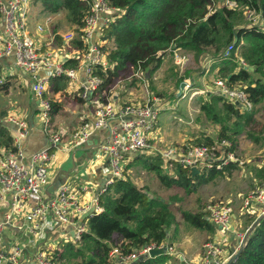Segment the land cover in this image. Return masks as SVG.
I'll list each match as a JSON object with an SVG mask.
<instances>
[{
  "label": "trees",
  "instance_id": "obj_1",
  "mask_svg": "<svg viewBox=\"0 0 264 264\" xmlns=\"http://www.w3.org/2000/svg\"><path fill=\"white\" fill-rule=\"evenodd\" d=\"M32 1L40 3L48 13H65L67 23L78 36V41L71 45L82 49L79 36L89 11L88 3L80 0ZM106 1L115 13L113 19L97 32L99 40L105 43L102 49L109 63L107 68L98 69L97 73L102 79L98 90L103 94L100 98L102 103L107 101L115 81L125 78L126 74L141 72L151 77L161 66L164 54L170 49L194 53L196 58H203L205 55L202 50L215 56L232 44L234 50L229 59L217 63L218 76L226 80L230 87L237 85L243 88L251 106L244 109L216 93L207 96L209 101L203 103L201 111L210 122L219 127L220 136L230 142L229 151L236 154L239 123L250 125L252 114H249V110L264 101V31L259 26H243V12L217 6L219 0ZM233 1L264 17V0ZM64 79L52 78L50 82L55 84L57 90L58 85L54 81L64 82ZM7 89L8 84L4 79L0 90L6 92ZM54 108L56 107L53 105L52 115ZM213 142L206 137L196 144L205 146ZM254 142L258 141L255 139ZM0 144L14 151L12 138L2 126ZM233 164L230 163L222 170L202 169L194 173L178 163L164 162L151 149L128 155L123 178L107 186L105 192L98 197L103 213L87 218V232L77 243L88 252V255L76 252L81 258V264H108L109 252L115 247H120L124 253H131L150 244L160 245L167 240L170 231H178L181 222L177 221L170 210V204L149 196L146 188H138L125 173L128 167L139 166L141 170L154 176L161 187L183 190L187 195H192L198 186L223 175ZM164 166L169 167L172 175ZM179 214L187 226L197 230H213L205 213L180 209ZM252 218L250 222L253 223L255 217ZM176 234H173L174 238ZM63 257L59 253L53 255L56 264ZM165 260V255H159L143 258L135 264H163ZM231 264H264V215L249 231L240 252Z\"/></svg>",
  "mask_w": 264,
  "mask_h": 264
},
{
  "label": "built area",
  "instance_id": "obj_2",
  "mask_svg": "<svg viewBox=\"0 0 264 264\" xmlns=\"http://www.w3.org/2000/svg\"><path fill=\"white\" fill-rule=\"evenodd\" d=\"M89 5V11L84 19L80 40L82 50L78 66L69 68L58 59L57 50L41 49L30 34L27 20V7L32 0H0V62L13 57L16 69L29 76L31 91L40 109V119L45 135L48 136L49 146L29 158L20 147L21 141L27 139L30 129L25 121L12 119L17 128L14 138L16 151L5 152L0 156V209H3L0 220V246L6 229L14 225V221L23 219L29 226L28 231L34 239L42 233H55L58 228L73 226V240L78 242L87 231L81 215L91 217L103 213L98 199L90 210L83 209L78 204L79 192H86L87 186L78 191H72L67 186H61L52 197H46L49 184V164L55 158V149H59L61 136L53 133L50 117L52 103L46 97L48 82L52 78L66 77L77 81L78 73L83 72V79L79 82V98L90 100L102 84L97 75L98 69L109 66L105 51L99 41L95 40V33L105 27L112 19L115 11L106 0H80ZM223 5L230 6L233 0H221ZM252 26H259L264 31V17L247 9ZM52 17L46 15L35 30L39 34L45 33L52 22ZM72 34L65 37L71 41ZM233 45L224 50L222 57L229 59ZM43 71L45 74L38 75ZM4 78H0V85ZM217 93L228 102L248 109L251 105L248 95L241 87H230L226 80L217 79L214 82ZM203 94L204 91L195 94ZM160 100L148 97L139 103H125L117 106L107 100L94 112L92 122H83L71 135L73 146L86 143L97 131L105 130L107 137L99 146V151L108 157V177L100 189L99 196L105 192L107 186L115 180L122 179L125 162L128 155L151 149L149 137L154 134L158 125ZM230 142L222 139L210 145L187 147L186 154L177 153L169 148L158 152L167 163H178L189 169L222 170L230 163H242L236 155L229 151ZM179 154V157L178 155ZM243 201V209L259 218L264 214V181ZM98 196V197H99ZM208 220L222 233L231 231V216L233 209L229 204L214 202L207 206ZM75 218V219H73ZM256 218V217H255ZM73 219V220H72ZM249 227L246 229V233ZM246 233L236 234L238 246L232 255L225 256L223 249L216 243L207 241L202 245L201 259L198 264H226L229 259L242 247ZM23 247L19 244L7 245L0 248V264H19L23 257ZM153 250L171 252L172 248L165 244H150L131 253H124L120 247L113 248L108 255V264H135L137 261L150 257ZM35 264H56L50 251L38 247L34 255Z\"/></svg>",
  "mask_w": 264,
  "mask_h": 264
},
{
  "label": "crops",
  "instance_id": "obj_3",
  "mask_svg": "<svg viewBox=\"0 0 264 264\" xmlns=\"http://www.w3.org/2000/svg\"><path fill=\"white\" fill-rule=\"evenodd\" d=\"M34 4L38 5L40 3H35L33 1L31 4L32 7ZM37 8L40 12H43V14H41V18H44L46 15H50L53 19L52 21L54 22L57 15H60V13H48L42 8L41 4ZM35 10L37 9L35 8ZM42 20L37 22L35 27L31 28V30L29 29L31 36L37 42L38 46L43 50L49 48L59 51L58 54L60 55H58V59H61L60 61L67 67L73 68L78 66L81 56L80 51L82 49L72 46V42L75 43L78 41V36L74 29H72V27L67 23V20L65 19L64 21L65 25H67L65 30L61 29L62 26L60 25L62 23H59L56 25L57 27L53 25L49 26L45 33L39 34L36 32L35 28L37 24L42 22ZM97 32L95 33V40L99 41L102 46L105 45V43L99 40ZM69 34H72L73 38L71 41L66 42L65 37ZM168 54L179 58L187 56V53H184L182 50L173 49L168 50L164 54V57ZM164 57L159 69L152 74V81H154L159 75L161 76V74L166 75L169 73L167 68L169 62L164 61ZM200 62L204 65L209 64V67L205 69L206 72L216 71L217 65H215L213 60H206V56L203 57ZM0 72L2 78L6 79L8 84L6 92L0 90V96H4V100L2 102L4 104L0 105V126L6 128V132L12 138V149L16 151L17 148L15 147L13 141L17 133V128L10 121L12 119L16 121L23 120L28 124L30 129L29 135L27 139L21 141L20 147L26 157L29 158L36 152L49 146L48 136L45 135L39 115L40 109L31 91V79L29 76L16 69L13 57L4 59L0 62ZM217 73L218 71L215 72V74ZM40 74L45 73L41 71L38 75ZM215 74H211V76L214 77ZM83 76V72H79L77 81L70 80L66 77H64L66 79L64 82L55 80L54 83L58 85L57 90L55 84L51 83L50 80L48 82L46 97L52 103V106L54 105V107L57 108V110L54 108L53 115L51 114L50 117V122L53 133H58L61 136V144L59 145V149L54 150L55 158L53 159V164L49 169V184L46 190V197H52L61 186H67L72 191H79L82 186H87L88 189L86 192H79L80 197H78L77 200L78 204L83 209L90 210L95 205V200L98 199L100 189L104 186L105 180L109 174L108 157L99 151V146L105 141L107 132L105 130L97 131L86 143L77 147L73 146L71 135L83 122H92L95 110L102 104L100 98L103 94L101 95L99 91H97L95 95L91 96L88 101H83L79 98V82L83 79ZM216 80L217 79L212 81L211 85L204 84V88L207 89L210 87L212 89ZM140 81L145 83L143 80ZM192 81H194L193 78ZM166 89L167 86L164 87V90ZM127 91L129 98H131L134 102H139L144 97V93L142 92L133 93L130 92L129 89H127ZM198 91L203 90L200 89ZM206 94L209 95L211 93L208 92ZM118 97L119 96L117 94L115 95L113 93V89L111 88L107 100L117 106H121L129 102L124 101L122 98L119 99ZM159 104L160 114L163 109H167L166 107L168 104H164L163 100H161ZM158 127L159 132H157V134L159 135L161 127L159 126V120L156 131L158 130ZM152 136L154 137V135H151L149 140H152ZM4 151L10 152V149H7L4 145L0 144V153H4ZM125 173L138 188H146L149 195L151 193L152 196L159 198L161 193L164 192V189L161 188L158 180L151 174L141 170L139 166L128 167ZM52 190L54 192H52ZM242 204L243 202H241L240 206H234L235 208L231 216V231H229V233H222L213 223L210 222L213 226V230L211 232L197 230L190 227V230H185L184 233H188L189 236H196V241L190 238L193 242L192 243L190 242L189 237H187L183 240V243H176L174 241L180 237V232L170 231L168 234H177L175 238V235L172 236L174 241H171V239L170 241H165L166 244L173 248V252L170 254H163L166 256V260L163 264H198L201 259L202 245L207 241L218 244L222 249L226 247L229 248L231 251L229 255H232L233 251L238 246V238L236 237V234L246 233V229L248 227L250 228L254 223L250 222V219H253L252 215L243 209ZM2 215L3 209H0V220L2 219ZM87 218L88 217L86 215L80 216V220L85 222V224ZM257 218L258 217L254 218V221ZM180 225L178 227L179 230L181 229ZM28 226L29 225L23 219L15 220L14 225L6 229L3 238V245L0 246V248L6 249L7 245H21L23 247V257L19 264H35L34 255L38 247H41L44 250L46 249L47 251H50L52 255H55L60 251L64 243L74 244L72 232V229L74 228L73 226L58 228L55 233H42L41 237L38 239H34L32 237V234L28 231ZM229 237L230 240L224 239ZM223 253L226 255V252ZM59 256L63 255H60L59 253Z\"/></svg>",
  "mask_w": 264,
  "mask_h": 264
},
{
  "label": "rangeland",
  "instance_id": "obj_4",
  "mask_svg": "<svg viewBox=\"0 0 264 264\" xmlns=\"http://www.w3.org/2000/svg\"><path fill=\"white\" fill-rule=\"evenodd\" d=\"M219 2L217 6H225L221 0H219ZM32 3L33 1L27 7V20L30 22L28 28L30 30L43 18H41L43 12H40L37 8L40 4H34L32 7ZM34 7L37 10H35ZM225 7L235 9L238 12L242 11V20H244L242 25L247 26V28L252 26L253 23L249 19L247 8L241 7L235 3ZM62 13L57 15L55 22L52 21L49 26H56L62 23L60 25L62 26L61 29L65 30L67 25H65L64 22L65 14ZM222 50L215 56L209 55L206 50H202V54L206 56V60H213L215 65H218L217 63L222 62V60H227L222 57L224 52H222ZM237 53L236 56L238 55ZM187 56L179 58L171 54L166 55L164 61L169 62V65H167L169 73L166 75H159L154 81H152L153 78L147 75V73L139 72L126 74L125 78L118 81L116 80L114 83L115 85L112 87L113 93L115 95L117 94L119 99L122 98L124 101H129L128 103H139L145 101L148 97H152L160 101L163 100L164 104H168L166 107L167 109H161L162 112L158 117L159 126H161L160 134H157V132H159L158 127V130L153 134L154 137L152 136V140H148V144L155 154L160 155L158 152L163 153V151L173 148L176 149L177 153L185 155L188 149L187 147L198 146L196 142L206 137L211 138L214 142L224 139L220 136L219 127L210 122L208 117L201 111L203 103L209 101V97H207L208 95L206 93H212L209 95H215L217 93L216 87L212 89L209 87L206 89L204 88V84L211 85L212 81L220 78L218 76L219 66L216 67V71H218L217 74H215L216 71L206 72L205 69L209 67V64L204 65L200 62L202 56L196 58L194 53H187ZM211 74H215V78L211 76ZM138 78L145 81V83ZM192 78L194 81H192ZM166 86L167 89L164 90ZM236 86L237 85H235V87ZM127 89L133 93H144L143 99L139 102H134L129 98ZM200 89H202L204 93H198L194 96V93L200 92L198 91ZM3 100L4 96H0V105L4 104L2 103ZM249 111V114H252V123L248 126L239 123L237 127L238 134L235 155L242 163H234L223 175L214 177V179L208 183L201 184L192 195H187L183 190L165 189L161 187L164 189V192L161 193L159 199L170 204V210L176 216L177 221L182 223L180 225L181 229H178L180 237L174 241L172 239L173 234L170 233L168 234V241L171 239V241L176 243H183V240L187 237H189L190 242H192L191 239L194 241L197 239L196 236H189L188 233H184L185 230H190V226H187L180 219V209L191 210L195 213H205L208 217L207 206L219 201L226 204L228 203L234 210V206H240L241 202L255 190L254 188L258 187L264 181V101L253 106ZM255 139L258 141L257 143L254 142ZM2 154L3 152L0 153V156H2ZM177 155L179 157V154ZM53 161L54 160L50 162L49 169ZM164 168L172 175V172L168 170L169 167L167 168V166H164ZM149 196H152L151 193ZM252 217H257V214H253ZM224 239L230 240V237ZM80 241H74V244L64 243L60 251L57 252L64 257L57 263L81 264V258L76 255V252L80 251L85 255H88V252L85 248L77 244ZM162 244L169 246L165 242ZM81 249L83 250L81 251ZM172 252L173 248L171 252H164L163 254H170ZM223 252H226V255H224L227 256L231 251L226 247L223 248Z\"/></svg>",
  "mask_w": 264,
  "mask_h": 264
},
{
  "label": "water",
  "instance_id": "obj_5",
  "mask_svg": "<svg viewBox=\"0 0 264 264\" xmlns=\"http://www.w3.org/2000/svg\"><path fill=\"white\" fill-rule=\"evenodd\" d=\"M183 87V86H182ZM181 87V88H182ZM237 105V104H236ZM192 171L195 173V172H197V170L196 169H192ZM52 192H54L53 190H52ZM264 215V214H263ZM262 216H260L259 218H257L255 221H254V223L251 225V227L248 229V231H247V233L245 234V236H244V239H243V242L246 240V237H247V235H248V233H249V231L252 229V227H254L255 226V224L258 222V220L261 218ZM242 248V247H241ZM241 248L229 259V261L226 263V264H231L235 259H236V257H237V255H238V253L240 252V250H241ZM164 253V251L163 250H153V251H151L150 252V257H155V256H159V255H162Z\"/></svg>",
  "mask_w": 264,
  "mask_h": 264
}]
</instances>
